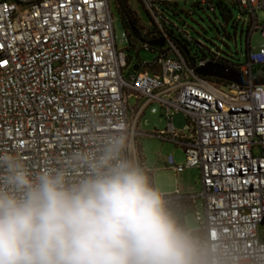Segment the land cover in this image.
Here are the masks:
<instances>
[{
  "label": "built area",
  "instance_id": "obj_1",
  "mask_svg": "<svg viewBox=\"0 0 264 264\" xmlns=\"http://www.w3.org/2000/svg\"><path fill=\"white\" fill-rule=\"evenodd\" d=\"M153 1L177 0H143L155 15ZM236 2L250 17L247 62L230 70L244 86L199 76L196 70L218 57L190 65L172 43L125 78L110 0H0V161H19L33 177L61 172L71 184L89 173L78 157H99L123 140L122 158L148 178L138 126L144 110L159 103L167 125L152 136L184 151V165L169 156L165 169L201 174L200 195L161 194L174 219L183 203L196 209L203 199L198 229L180 226L193 242L194 264H264V84H254L264 79V25L257 18L264 0ZM257 32L262 44L255 51ZM179 113L182 131L174 127Z\"/></svg>",
  "mask_w": 264,
  "mask_h": 264
},
{
  "label": "clouds",
  "instance_id": "obj_2",
  "mask_svg": "<svg viewBox=\"0 0 264 264\" xmlns=\"http://www.w3.org/2000/svg\"><path fill=\"white\" fill-rule=\"evenodd\" d=\"M123 147L78 157L89 173L71 184L0 161V264H194L190 236Z\"/></svg>",
  "mask_w": 264,
  "mask_h": 264
},
{
  "label": "rangeland",
  "instance_id": "obj_3",
  "mask_svg": "<svg viewBox=\"0 0 264 264\" xmlns=\"http://www.w3.org/2000/svg\"><path fill=\"white\" fill-rule=\"evenodd\" d=\"M203 0H177L175 9L178 14H173L172 10L156 4V9H163V13L167 19L173 24H167L166 27L173 30L179 37H187L184 33L189 34L192 40V54L199 61L203 58L196 42L206 45L212 53L221 50L223 58L230 60L235 64H245L248 55V33L244 23H248L250 17L243 14L238 6H232L233 21H226L217 10L213 13L206 5H200ZM229 1V0H227ZM131 9L135 12L138 24L145 28L149 24H159L157 19L152 15H147L143 8L136 0H129ZM111 11L114 17L115 42L118 50L125 52L128 58L129 66L124 70V77L129 78L134 72L133 67L139 65L141 61L152 63L157 60L158 53L140 49L130 45L125 24L118 13L115 0H110ZM259 25H264V10L257 11ZM163 21V18L160 17ZM146 24V25H144ZM262 44L261 32L253 35L251 47L258 51ZM210 54L207 52V56ZM137 104L135 98L128 101V105L133 108ZM174 127L177 131H182L186 124L185 116L181 113L177 114L174 119ZM166 119L163 114V108L159 103L149 105L143 112L139 122L138 130L140 132L137 140L140 153L148 168L151 169L152 185L160 194L174 193L179 189L182 195H200L202 191V181L200 170L197 168L187 169L176 175L172 170L164 169V163L169 156H173L175 161L184 165V151L180 147H176L171 142L152 136L155 132H161L166 128ZM203 199H196V209L186 210L184 212V227L189 231L198 229L199 224L195 218V211L202 212Z\"/></svg>",
  "mask_w": 264,
  "mask_h": 264
},
{
  "label": "trees",
  "instance_id": "obj_4",
  "mask_svg": "<svg viewBox=\"0 0 264 264\" xmlns=\"http://www.w3.org/2000/svg\"><path fill=\"white\" fill-rule=\"evenodd\" d=\"M136 1L138 2V4H140V6L147 13V15L149 16L152 15L157 19L161 27H159L158 24H149V25L144 24L146 26L145 28H143V26L138 24L137 16L135 12L131 9L129 0H115L118 13L120 14L121 19L126 26L128 40L131 46L137 47L139 44H141V46L139 47L140 49L157 52L159 57L160 55H164L168 53V51L170 50V43H172L175 49L177 50V52L184 58L187 64L192 65L198 62L196 61V58H194L192 54L193 44H192V40L189 38V34L184 33L185 35H187V37L185 38L176 35L173 30H170L169 28L166 27L167 24H173V23L170 22L169 19L165 17L163 13V9L161 8L156 9L154 7L156 4H159L160 6L172 10L173 14L175 15L178 14V12L175 11L178 5L177 1L163 2V3L158 1L155 2L153 1L151 4L155 15H153L152 12L147 8L143 0H136ZM200 5H206L209 8V10L213 13H216V11L219 10L221 15L227 22L232 20L233 24L235 25L238 24V21L234 20L233 12H232V6H238L236 0H229V1L209 0L205 4L200 3ZM160 17L163 18V21L160 20ZM245 24L248 23H244V26H246L247 33L249 34V28ZM133 28L135 29V31H132ZM196 43L199 46V51L203 55V58L200 59L199 61L207 60V59L214 60L215 57H218V59L216 60V65H220L226 68L227 70H232V66L238 65L231 62L230 60L223 58L220 49H218L217 52L212 53L211 50L206 45L200 42H196ZM207 52L210 54L209 56H207ZM126 66L127 68L129 66V61L127 56H126ZM148 182L149 185L153 188L150 175L148 177ZM182 209L183 212H181L178 218H176L175 220L179 226L184 227V217H183L184 212L186 210L193 209V207L192 204L190 203H183Z\"/></svg>",
  "mask_w": 264,
  "mask_h": 264
},
{
  "label": "water",
  "instance_id": "obj_5",
  "mask_svg": "<svg viewBox=\"0 0 264 264\" xmlns=\"http://www.w3.org/2000/svg\"><path fill=\"white\" fill-rule=\"evenodd\" d=\"M132 31H135L133 28ZM163 43V42H162ZM134 71H138V66L134 67ZM196 74L204 78H215L220 80H226L229 82L238 83L240 85H246V81L243 80L238 74L227 70L226 68L215 65V64H207L205 67L198 68L196 70ZM255 85L264 84V79H258L254 82Z\"/></svg>",
  "mask_w": 264,
  "mask_h": 264
},
{
  "label": "crops",
  "instance_id": "obj_6",
  "mask_svg": "<svg viewBox=\"0 0 264 264\" xmlns=\"http://www.w3.org/2000/svg\"><path fill=\"white\" fill-rule=\"evenodd\" d=\"M140 120H141V119H140ZM165 162H166V161H165ZM164 164H165V163H164ZM146 167H147V166H146ZM147 169H149V170H150V172H151V173H150V176H151V175H152V171H151V169H150V168H148V167H147ZM164 169H165V165H164ZM163 194H167V193H163Z\"/></svg>",
  "mask_w": 264,
  "mask_h": 264
}]
</instances>
